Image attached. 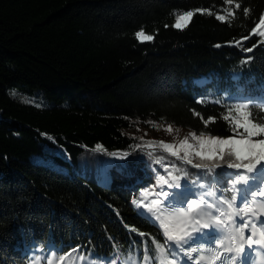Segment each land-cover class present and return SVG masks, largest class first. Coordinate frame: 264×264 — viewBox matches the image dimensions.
I'll list each match as a JSON object with an SVG mask.
<instances>
[{"label": "trees", "instance_id": "trees-1", "mask_svg": "<svg viewBox=\"0 0 264 264\" xmlns=\"http://www.w3.org/2000/svg\"><path fill=\"white\" fill-rule=\"evenodd\" d=\"M186 11L193 17L176 28ZM263 13L264 0H0V264L51 253L159 264L164 236L132 203L154 196L149 163L161 161L151 163L158 179L165 168L189 177L206 170L127 131L171 125L228 135L221 117L229 104L264 102V37L251 34ZM140 30L153 40H139ZM17 82L26 89L13 95ZM34 90V102L19 98ZM200 116L215 122L205 130ZM137 145L152 154L145 159ZM105 151L133 155L125 162ZM33 153L62 166L33 161ZM215 173L223 183L202 178L205 189L230 200L224 174Z\"/></svg>", "mask_w": 264, "mask_h": 264}, {"label": "snow or ice", "instance_id": "snow-or-ice-1", "mask_svg": "<svg viewBox=\"0 0 264 264\" xmlns=\"http://www.w3.org/2000/svg\"><path fill=\"white\" fill-rule=\"evenodd\" d=\"M231 3V0H227ZM236 8H240V4L235 5ZM245 14H247L248 9H244ZM193 11H186L182 15L177 16L175 27L180 29L186 27V23L182 21L190 22L193 17ZM229 15H232L230 13ZM218 20L224 21V16H217ZM259 30V31H258ZM251 34H258L260 37H264V16H260L258 23L251 29ZM135 36L141 41L153 40L152 35H145L143 30L137 31ZM247 38V37H245ZM260 43H264L261 41ZM236 45L240 46V41H236ZM217 44L215 47H220ZM257 47V44H253L252 47L244 48L243 51L246 53L253 52V49ZM253 57L247 56L241 61V65L247 64ZM238 79V76L235 77ZM15 95V92L12 93ZM201 98H196V103H202ZM256 105L257 111L253 113V105ZM261 104L264 102L257 103L255 100L249 99L248 102L229 104L227 107V114L223 115L221 118L227 124L228 135L221 137L218 135L210 134L208 130V125L215 122V117H209L207 120L200 116L203 121L204 129L209 131L208 135H205L204 131L200 132L197 136L196 132H189L184 139L180 142V146H187L188 149H193L196 147L195 144L189 143V137L198 142L199 151L193 153L185 152L183 156H180L173 149L176 147L175 144L164 145L165 148L171 151V155L176 156L179 160L183 161L186 165L191 166L195 169H204L206 171L195 174L194 177H189L187 172L182 175L173 176L171 171L167 168L164 169L166 175L170 177L165 179L163 175L159 176V182H153L150 186L153 190L154 196L158 197L157 204L163 205L158 208H151L148 205L138 204L136 200L132 203L138 208H141L142 215H147L152 222L155 224L157 220H160L163 224V219L160 213L171 210V215L173 219L169 224H163L165 227V235H167L168 240L171 242L169 245V250L172 255L179 259V255L182 254L186 257L185 264L188 260H192V253H198L205 251L203 248L192 247L195 243L209 242L207 240L213 233V230H220L224 233V239L230 240L232 242L239 241L235 248L228 247L227 252H234L230 258L236 260L242 254L245 257L249 256V253L245 252V246L249 249L253 245H260L264 247V225L260 229H257V223L259 222V215L248 208L249 202H255L256 197H264V180H258L255 175L257 172H264V116L259 114L261 109ZM235 111L236 115H232ZM193 115H200L193 110ZM169 133L172 132L171 125L166 129ZM151 143V142H148ZM163 143V142H161ZM102 145H96L95 150L102 149ZM135 151L139 153L145 159L148 158L152 153L144 152L140 150V146L137 145ZM115 157V153H106ZM133 155V152H125L123 156L115 157L122 161L127 162L129 157ZM194 156L199 158V160H207L212 162L211 164L194 162ZM233 158L235 162H232ZM151 163H161V161H151ZM175 168V165H172ZM220 168L221 172L224 174L227 183L230 185L229 191L232 193L231 199H225L223 195V190L217 188V191L221 192L219 197H216V192L212 191L207 193L212 197H216L211 202L205 200L204 189L208 187L202 182V178L210 179L212 186L223 183L217 179V173L215 169ZM228 169L234 171L228 172ZM154 176L157 174L156 169H152ZM183 181V183H181ZM252 181V183H249ZM243 185V187H240ZM159 189L157 192L156 189ZM239 195L242 201H245L244 207L241 208L235 215H241L243 223L235 228H232L229 221L232 219V214L228 212L221 211V208L227 206L231 209L235 203L237 196ZM144 193H141V197ZM251 198V200H249ZM179 205V206H178ZM264 208V204H262ZM215 210L217 215H211V211ZM247 209V211H245ZM207 210V211H206ZM250 213V215H249ZM207 215L208 219L204 220V216ZM227 216L228 219L224 220L221 217ZM244 217H247L246 219ZM169 226L174 229H179V235H170L168 233ZM248 228L251 232L247 237H245L244 230ZM260 231V236L257 239H253V236L257 231ZM143 236V233H140ZM109 239H112L111 237ZM224 242L223 239L211 241L214 244L215 249L218 250L220 245ZM185 246H188V251H185ZM209 253H213V248H208L206 250ZM94 254V253H93ZM63 260V257H60ZM106 260L111 259L106 257ZM198 259H203L200 257ZM215 260H221L219 255H214ZM225 260L228 259L227 256L224 257ZM255 259V258H253ZM95 264V261L92 262ZM114 264V262H113ZM243 264V261H240Z\"/></svg>", "mask_w": 264, "mask_h": 264}, {"label": "rangeland", "instance_id": "rangeland-1", "mask_svg": "<svg viewBox=\"0 0 264 264\" xmlns=\"http://www.w3.org/2000/svg\"><path fill=\"white\" fill-rule=\"evenodd\" d=\"M262 16H264V13L262 14ZM188 21H182V23H187ZM259 31V30H258ZM139 39V38H138ZM140 40V39H139ZM145 41V40H144ZM26 85H24L22 82H17L15 84H13L12 86H10L9 88V92L12 93V90L15 89L17 90L18 89H26L25 88ZM34 94L33 95H29L28 93L24 95H19V98L23 101H27V102H34V99H36L38 96L36 95L37 94V90H34ZM28 96H31V97H27ZM172 128V132L169 133L168 131H166L167 127L162 129V130H150L144 126H138L136 129H133V130H130V131H127L128 133L130 134H136V135H141L143 136L144 138L146 139H153V140H160L161 142H163L165 145H172V144H175L176 147L173 149L174 151L176 152H195V151H199V146H198V142L193 140L191 137H189V143L191 144H195L196 147L193 148V149H188L187 146H183L181 147L180 146V142L184 139H180V136H181V132L182 131H187L188 133L189 132H192L188 129H181L179 131H176L175 128L173 126H171ZM166 150H168L170 153L171 151L167 148H165ZM30 159L33 160V161H39V162H42L44 164H53L54 166H57V167H60L62 166L61 163L59 161H53V163L50 162L51 159H54L52 156L50 155H44L42 153H33L31 156H30ZM111 165L109 164L108 168H110ZM153 167H150V171L151 173L153 174V171H152ZM230 171H234V170H230ZM260 173L262 172H257L255 175L256 176H259ZM258 174V175H257ZM153 179L155 181L158 182L157 180V177L154 176L153 174ZM167 179L170 180V177L167 176ZM108 181V175L107 174H104L103 175V181L102 182H107ZM250 182V181H249ZM240 187H243V185H240ZM159 191V189L157 188V192ZM204 193L205 192H212L213 190L212 189H204L203 190ZM216 195L219 197L220 194H217ZM238 197V201L236 204H234L232 206V208H234V210L236 212H238L241 208L244 207V203L245 201H242L239 197V195L237 196ZM151 199H158V197L156 196H145L144 198H142L138 204H141V206H143V204L147 201V200H151ZM138 208V207H137ZM248 208H249V205H248ZM138 210L141 212V208H138ZM245 211H247V209H245ZM256 211L257 208H256ZM250 215V213H249ZM150 221H152V219H150L147 215H145ZM245 219L247 217H244ZM238 219L240 220V225L243 223V220H242V216L241 215H238ZM155 225L157 227H159V229L161 230L160 226L155 223ZM162 232V230H161ZM163 234V232H162ZM164 236V235H163ZM164 239H165V250L161 251V254H162V259L159 261V264H185L184 262L181 261L180 257L179 259H177L176 257H174L172 255V252L169 250V242L168 240L165 238L164 236ZM63 257L64 259L61 260L60 257L54 253H51V254H47L45 255L44 257H41V256H38V258L36 257V259L34 258V261L31 263V264H92L93 261H95V264H113V263H104L103 261H96L94 260L93 258H90L88 256H84V255H77V254H71V255H68V256H61ZM123 261L121 264H142V263H138L137 260L135 259L134 256H127L125 258H123ZM187 264H192L191 262H187Z\"/></svg>", "mask_w": 264, "mask_h": 264}, {"label": "bare ground", "instance_id": "bare-ground-1", "mask_svg": "<svg viewBox=\"0 0 264 264\" xmlns=\"http://www.w3.org/2000/svg\"><path fill=\"white\" fill-rule=\"evenodd\" d=\"M187 134H188L187 131H182L180 139H183ZM257 178H258V180H264V172L260 173V175L257 176ZM249 183H252V181H250ZM207 193H209V192H205V200H207L208 202H211L213 199L218 197L217 195H216V197H212L210 195H207ZM249 200H251V198H249ZM263 200H264V197L257 196L255 202H249L248 203L249 208L252 211H255L259 215V222L257 223V229H260L262 227V225H264V216L262 214H260L258 211H256V208L262 204ZM156 201H157V199L147 200L143 205L146 204V205H148V207H151V208H158V207L163 206V205H158ZM221 211H225V212H228L229 214H232V219H231V221H229V224L232 228L240 226V223H239L240 220L238 219V215H235L236 211L234 210V208L228 209L227 206H224L223 208H221ZM160 215L162 216L163 224H169L168 221L166 220L165 214L160 213ZM211 215H217V213L214 209L211 211ZM204 219H208V216L205 215ZM221 219L227 220L228 217L224 216V217H221ZM156 223L160 226V228L163 232V235L168 240L167 235H165V227L163 226L161 221L157 220ZM168 233L170 235H176L171 226H169ZM244 234H245V237H247L249 234H251V232L248 228H246L244 230ZM259 236H260V231L258 230L256 232V234L253 236V239H257V238H259ZM168 242H169V244L171 243L169 240H168ZM229 243H230V247L235 248L236 245H238L239 241L237 240L235 242H232L229 240ZM245 252L249 253V256L245 257L242 254L240 257H238L236 259L238 264H240L241 260L243 261V264H264V247H262L260 245H253L252 248L249 249L247 246H245ZM179 257H180L181 261L185 263L186 257H184L182 254H180ZM253 258H255V259H253ZM187 262H189V263L191 262L192 264H194L192 260H188Z\"/></svg>", "mask_w": 264, "mask_h": 264}]
</instances>
